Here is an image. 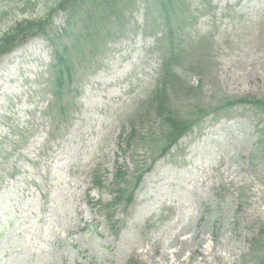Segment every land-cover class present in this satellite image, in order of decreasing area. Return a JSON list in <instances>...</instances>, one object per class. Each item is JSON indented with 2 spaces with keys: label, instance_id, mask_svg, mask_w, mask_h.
Returning <instances> with one entry per match:
<instances>
[{
  "label": "rangeland",
  "instance_id": "obj_1",
  "mask_svg": "<svg viewBox=\"0 0 264 264\" xmlns=\"http://www.w3.org/2000/svg\"><path fill=\"white\" fill-rule=\"evenodd\" d=\"M56 2L0 0V35ZM179 2L180 86L168 88L167 107L183 118L205 112L163 157L161 122L142 111L166 49L153 0H121L110 31L96 14L87 36L85 25L54 13L50 33L62 35L73 67L59 100L45 37L1 58L0 264H258L264 256V114L222 107L264 102V0ZM130 131L131 142H120Z\"/></svg>",
  "mask_w": 264,
  "mask_h": 264
},
{
  "label": "trees",
  "instance_id": "obj_2",
  "mask_svg": "<svg viewBox=\"0 0 264 264\" xmlns=\"http://www.w3.org/2000/svg\"><path fill=\"white\" fill-rule=\"evenodd\" d=\"M55 6L50 9L43 18L29 19L25 18L19 22L14 23L8 27L0 35V59L2 56L11 53L15 48L24 45L30 39L37 36L45 37L52 48L53 65L51 71L54 77L53 94L54 100H59L60 92L64 88L65 77L70 81L72 79L73 67L70 61L69 47L63 42L62 35L54 36L50 33L52 26L53 15L56 12H63L67 16V26L75 24L77 29L81 31L83 36L92 35L90 30V21L96 18V14L103 16L105 21L110 24L101 28V32L106 33L110 31L111 22L118 19L123 12L121 0H110L106 7H101L99 1L106 2V0H57ZM94 5L95 3H97ZM156 13L161 22H164V27L167 35L164 37L166 49L163 52V61L161 66V76L159 78L160 87L165 86V89H156L147 102V112H154L156 117L160 120L162 126V140L165 144L160 156H165L169 150L177 144V142L192 131L193 127L198 124L205 111H197L193 116L186 118L178 117L167 107V92L171 86H180V79L174 68L178 60L177 54L180 53L176 48V31L174 23L176 22L179 10H182L179 0H153ZM93 23V22H92ZM99 24H102L100 21ZM63 34V32H62ZM68 53V54H67ZM159 87V88H160ZM248 105L254 106L264 114V102L255 99H237L225 102L223 108H234L237 106ZM133 135L129 136L127 141L132 139ZM141 176L137 179V184L141 180ZM126 175L121 168L115 176L117 186H120L124 181ZM98 184V183H97ZM135 185V187L137 186ZM123 190L118 191V202L120 201ZM264 236V230H262ZM258 264H264V256L259 260Z\"/></svg>",
  "mask_w": 264,
  "mask_h": 264
},
{
  "label": "bare ground",
  "instance_id": "obj_3",
  "mask_svg": "<svg viewBox=\"0 0 264 264\" xmlns=\"http://www.w3.org/2000/svg\"><path fill=\"white\" fill-rule=\"evenodd\" d=\"M179 235L176 236V238H178ZM203 256H207L205 253L202 254Z\"/></svg>",
  "mask_w": 264,
  "mask_h": 264
}]
</instances>
